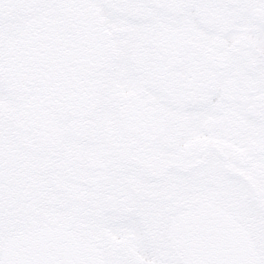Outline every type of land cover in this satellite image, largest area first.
Masks as SVG:
<instances>
[{
  "label": "snow or ice",
  "instance_id": "obj_1",
  "mask_svg": "<svg viewBox=\"0 0 264 264\" xmlns=\"http://www.w3.org/2000/svg\"><path fill=\"white\" fill-rule=\"evenodd\" d=\"M0 264H264V0H0Z\"/></svg>",
  "mask_w": 264,
  "mask_h": 264
}]
</instances>
